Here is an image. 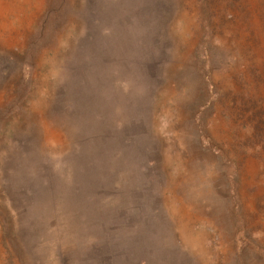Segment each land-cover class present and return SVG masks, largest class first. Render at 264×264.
I'll use <instances>...</instances> for the list:
<instances>
[{
	"label": "rangeland",
	"instance_id": "1",
	"mask_svg": "<svg viewBox=\"0 0 264 264\" xmlns=\"http://www.w3.org/2000/svg\"><path fill=\"white\" fill-rule=\"evenodd\" d=\"M0 264H264V0H0Z\"/></svg>",
	"mask_w": 264,
	"mask_h": 264
}]
</instances>
